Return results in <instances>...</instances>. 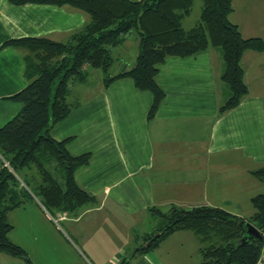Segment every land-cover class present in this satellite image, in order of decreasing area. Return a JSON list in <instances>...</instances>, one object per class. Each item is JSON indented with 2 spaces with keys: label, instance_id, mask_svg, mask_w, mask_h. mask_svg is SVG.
Returning <instances> with one entry per match:
<instances>
[{
  "label": "crops",
  "instance_id": "0c3cea01",
  "mask_svg": "<svg viewBox=\"0 0 264 264\" xmlns=\"http://www.w3.org/2000/svg\"><path fill=\"white\" fill-rule=\"evenodd\" d=\"M228 19L242 37L264 41V0H232ZM86 20L84 13L67 6L0 0V127L20 108L9 97L26 84L25 49L2 44L21 37L65 42ZM112 53L115 60H127L111 74L130 67L137 37L130 34ZM240 64L247 94L221 115L218 108L229 91L220 78L223 60L215 47L186 57H165L155 76L164 98L149 120L151 93L137 90L127 78L104 87V73L94 69L72 84L71 99L78 106L50 135L68 139L71 155L89 153V163L77 169L74 178L94 200L75 214L50 215L36 200L15 208L18 215L12 218L37 224L45 237L36 241L32 260L30 246L17 244L30 264H65L60 257L66 253L75 257L74 264H118L130 258L141 236L155 228L150 207H219L245 218L240 207L260 188L252 172L264 166V52L245 51ZM199 248L193 232L177 231L130 264H199ZM0 264L27 263L0 253Z\"/></svg>",
  "mask_w": 264,
  "mask_h": 264
},
{
  "label": "trees",
  "instance_id": "16d2710c",
  "mask_svg": "<svg viewBox=\"0 0 264 264\" xmlns=\"http://www.w3.org/2000/svg\"><path fill=\"white\" fill-rule=\"evenodd\" d=\"M13 5L45 4L71 7L87 16L81 29L65 42L45 37H21L2 44L25 49L22 57L25 86L9 99L19 110L0 127V253L20 258L27 264L26 251L8 238L12 225L9 211L36 200L42 210L75 214L94 200L76 183L74 173L89 163V153L71 155L68 139L55 140L50 130L78 106L71 99V86L84 80L89 69L104 73L103 86L127 78L140 91H148L152 102L147 112L151 119L164 92L155 82L157 66L167 56L186 57L215 47L223 60L221 80L229 96L219 106L218 115L235 108L246 96L240 59L245 51L264 52L260 37H242L236 24L228 19L232 0H202L198 20L183 26L193 0H7ZM137 37L133 64L108 74L115 57L112 50L132 33ZM7 163V165H4ZM253 175L263 191L250 198L253 212L248 219L222 208L170 206L167 210L150 207L155 228L141 236L137 251L118 264L150 250L164 237L188 230L200 242L199 264H254L264 246V166ZM251 223L262 238L240 244L244 229L241 220ZM160 234L148 247L145 243ZM135 248V249H136Z\"/></svg>",
  "mask_w": 264,
  "mask_h": 264
},
{
  "label": "rangeland",
  "instance_id": "374dc122",
  "mask_svg": "<svg viewBox=\"0 0 264 264\" xmlns=\"http://www.w3.org/2000/svg\"><path fill=\"white\" fill-rule=\"evenodd\" d=\"M201 6H202V0H193L191 13L186 19H184V22H183V26L185 28H189L190 26H192L193 24H195L197 22ZM131 37L135 38L136 33L132 32ZM128 50L130 51L131 48H128ZM126 60H127V58H122V57H120L116 60L114 59L113 63L110 65V68L108 70V74L109 73L111 74L113 72V69H115L118 65L122 64ZM89 71L91 72L94 70L89 69ZM97 71H98L97 73H100V70H97ZM93 73H95V72H93ZM95 76H96V74H92V77H95ZM255 180H258V179L255 178ZM258 183L260 184V188L256 191V194L263 191L262 184L259 182V180H258ZM247 202H248L247 205L240 207L242 212L244 213V216L246 219H248L250 217L246 213L247 210L253 211V208H252L251 204L249 203L250 201H247ZM18 211L19 210H11L7 214V220L12 225V228L8 233V237L10 240H12L13 242H15L16 244H19L21 246L26 245V244L29 245L30 246V247H28L29 251H27V252H29L28 255L30 257L31 253L33 252V249H35V247L39 245V243H37L36 241L40 240V239H45V237L41 234L40 231H38L39 226L37 227V224L30 223V222L25 223L22 218H18L17 216L12 218L10 216V215L18 213ZM16 215H18V214H16ZM156 222L157 221L155 220V223ZM54 238H55V240H57V236H54ZM64 245H66V244H64ZM33 254L34 253H32V255ZM48 255L50 257L52 256V254H48ZM60 258L62 259V262L65 264H67V263L68 264H74L77 262V260L75 259V257L71 253L69 256L67 253L63 254V258L62 257H60ZM30 259L32 260L31 257H30Z\"/></svg>",
  "mask_w": 264,
  "mask_h": 264
},
{
  "label": "water",
  "instance_id": "95a60500",
  "mask_svg": "<svg viewBox=\"0 0 264 264\" xmlns=\"http://www.w3.org/2000/svg\"><path fill=\"white\" fill-rule=\"evenodd\" d=\"M239 225L241 227H243V229H244L243 236L239 241L240 244L246 243L247 241H249L250 239H253V238H257V239L262 238L260 232L248 221L242 219L239 222ZM159 235L160 234L156 233L150 240H148L145 243L144 247H148L151 244V242H153L155 239H157L159 237ZM136 251H137V248L134 249L133 253Z\"/></svg>",
  "mask_w": 264,
  "mask_h": 264
},
{
  "label": "built area",
  "instance_id": "2783aa9c",
  "mask_svg": "<svg viewBox=\"0 0 264 264\" xmlns=\"http://www.w3.org/2000/svg\"><path fill=\"white\" fill-rule=\"evenodd\" d=\"M4 165H7V163H4ZM254 264H264V246L261 248L259 255L254 262Z\"/></svg>",
  "mask_w": 264,
  "mask_h": 264
}]
</instances>
